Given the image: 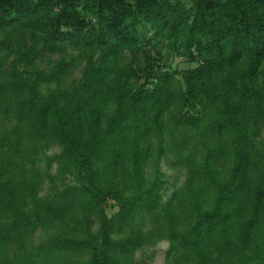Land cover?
Wrapping results in <instances>:
<instances>
[{"label": "trees", "instance_id": "16d2710c", "mask_svg": "<svg viewBox=\"0 0 264 264\" xmlns=\"http://www.w3.org/2000/svg\"><path fill=\"white\" fill-rule=\"evenodd\" d=\"M158 240L165 264H264V0H0V264Z\"/></svg>", "mask_w": 264, "mask_h": 264}, {"label": "rangeland", "instance_id": "374dc122", "mask_svg": "<svg viewBox=\"0 0 264 264\" xmlns=\"http://www.w3.org/2000/svg\"><path fill=\"white\" fill-rule=\"evenodd\" d=\"M165 59L167 62L172 63L173 67L185 68L189 64L185 62L182 58L173 57L172 54L166 53ZM79 75V72L76 73ZM57 148H54L51 153L56 152ZM174 157L172 154L166 155L163 158L160 173L163 176L166 184L163 189L164 201L168 200L171 195L179 189L185 181L186 171L174 164ZM155 174V170L152 167H148L146 170V176L152 178ZM118 208L109 209V213L114 214ZM148 224V222H146ZM147 228H149L147 226ZM169 247V242L166 240H158L154 245L146 246L142 251L138 252L136 255V260L138 264H165L166 263V251Z\"/></svg>", "mask_w": 264, "mask_h": 264}]
</instances>
